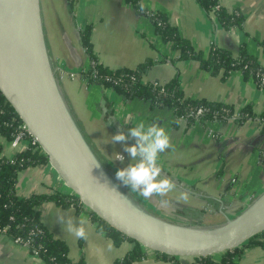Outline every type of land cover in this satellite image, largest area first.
Wrapping results in <instances>:
<instances>
[{
    "label": "crops",
    "instance_id": "crops-1",
    "mask_svg": "<svg viewBox=\"0 0 264 264\" xmlns=\"http://www.w3.org/2000/svg\"><path fill=\"white\" fill-rule=\"evenodd\" d=\"M145 10L162 12L194 49L207 55L215 45L237 55L241 47L264 64V0H218L228 11L239 10L241 27H225L212 11L198 0H139ZM45 36L56 66L69 70L89 69L93 57L82 42V31L89 27L93 56L111 69L135 68L151 60L142 74L145 82L165 83L178 77L187 98H203L229 104L235 114L250 105L257 117L239 122L175 119L172 110L152 106L140 98H125L112 87L75 77L61 79L65 97L87 138L104 162L116 173L130 163L123 145L111 143L112 135L140 122L165 127L172 147L159 154L162 176L176 187L167 204L153 196L145 200L132 193L155 214L180 224L215 225L225 214L235 217L264 191V134L258 118L264 112V88L251 75L230 71L226 78L201 66L195 58H180L171 42L156 32L151 19L138 12L129 0H41ZM129 144L135 143L129 139ZM29 146L25 140L19 149ZM34 147V146H33ZM37 148L36 146L34 147ZM18 149L0 134V156L11 157ZM121 154L124 160L116 159ZM127 187V186H126ZM129 190L130 188L127 187ZM65 182L49 162L19 171L16 193L68 192ZM41 221L49 231L64 240L71 264H114L134 247L124 240L116 245L85 207H64L54 201L39 206ZM87 218V239H77L64 230L59 217ZM146 257L132 264H172L145 249ZM192 264V257L178 258ZM238 264H264L261 246L242 245ZM0 264H47L27 247L0 232Z\"/></svg>",
    "mask_w": 264,
    "mask_h": 264
},
{
    "label": "water",
    "instance_id": "water-1",
    "mask_svg": "<svg viewBox=\"0 0 264 264\" xmlns=\"http://www.w3.org/2000/svg\"><path fill=\"white\" fill-rule=\"evenodd\" d=\"M41 0H0V91L83 206L127 238L176 258L213 257L264 232V191L215 225L180 224L149 210L93 147L61 86Z\"/></svg>",
    "mask_w": 264,
    "mask_h": 264
},
{
    "label": "trees",
    "instance_id": "trees-1",
    "mask_svg": "<svg viewBox=\"0 0 264 264\" xmlns=\"http://www.w3.org/2000/svg\"><path fill=\"white\" fill-rule=\"evenodd\" d=\"M134 7L148 16L153 22L156 32L163 40L171 42L172 47L179 52L180 58H195L201 66L214 74H221L226 78L230 71H239L243 75H251L257 84L261 85V76L264 75V64H261L256 57L248 54L241 47L237 55L229 50L213 46L210 52L205 55L197 51L191 43L183 38L167 16L162 12L145 10L139 0H129ZM207 11H212L216 19L225 27H241L243 15L239 10L228 11L221 6L218 0H198ZM91 30L86 27L82 31V42L87 52L93 57L92 65L87 70L89 81L96 82L103 86L112 87L116 92L125 98L137 97L148 101L152 106H163L175 115V119H184L188 124L195 121L206 123L209 120L226 121L234 118L244 122L257 117L250 105L244 106L235 114L233 106L210 101L203 98H187L180 87L178 77L172 80L160 82H145L142 74L152 63L147 60L135 68L111 69L99 64L93 56L91 43ZM201 109V114L197 111ZM262 126L261 133L264 134V112L258 116ZM23 122L0 91V134L12 140L18 131L19 125ZM31 139V136H28ZM264 157V152H262ZM49 162L47 155L37 144L35 149L31 144L25 149H18L11 157L0 156V232H4L13 240L21 237L23 242L28 241V249L35 253L47 264H71L68 256L69 248L67 243L56 238L41 221L39 206L46 201H54L64 207L75 206L78 209L84 208L77 196L69 192L35 193L30 196L21 197L16 193L17 175L20 170L31 165ZM91 217L97 223V229L110 237L116 245L127 238L119 231L109 226L105 221L91 213ZM249 246L258 245L264 249V232L253 237L247 243ZM241 247L229 250L216 256L193 258L192 264H238V257ZM157 258L170 260L172 264H181L178 258L162 253H156ZM146 257V251L137 242L122 258H117L114 264H132L134 261Z\"/></svg>",
    "mask_w": 264,
    "mask_h": 264
},
{
    "label": "clouds",
    "instance_id": "clouds-1",
    "mask_svg": "<svg viewBox=\"0 0 264 264\" xmlns=\"http://www.w3.org/2000/svg\"><path fill=\"white\" fill-rule=\"evenodd\" d=\"M129 139L135 143L129 144ZM111 143L123 145V152L130 157L126 167L117 169L116 179L145 200L155 196L160 198L161 204H167V197L176 185L171 179L162 176V169L158 166L159 154L172 147L166 128L158 123L140 122L129 128L127 133L118 131L112 135ZM116 159L123 161L124 157L118 154ZM59 222L65 231L77 239H87V218L83 215L78 220L73 217L65 219L61 215Z\"/></svg>",
    "mask_w": 264,
    "mask_h": 264
},
{
    "label": "built area",
    "instance_id": "built-area-1",
    "mask_svg": "<svg viewBox=\"0 0 264 264\" xmlns=\"http://www.w3.org/2000/svg\"><path fill=\"white\" fill-rule=\"evenodd\" d=\"M56 70H57V74H58V77L60 80L64 79V78L74 79L75 77H82L83 79L89 80L88 76H87V70L88 69L87 70L82 69V70L75 71V70H66V68L63 66H57ZM260 81H261V85H263L264 84V75L261 76ZM201 112H202V110L199 109L197 111V114H201ZM28 136H31V135L28 132L26 125L24 123H22L21 125H19L17 133L15 134L14 138L11 140L12 147L15 149H19L21 144L25 140L28 141L29 145L31 144L32 146L37 147L38 143H37L36 139L32 136H31L32 138L29 139ZM69 193H72V192H69ZM13 241L19 245H22V246L28 248V241L23 242L21 237H17Z\"/></svg>",
    "mask_w": 264,
    "mask_h": 264
},
{
    "label": "rangeland",
    "instance_id": "rangeland-1",
    "mask_svg": "<svg viewBox=\"0 0 264 264\" xmlns=\"http://www.w3.org/2000/svg\"><path fill=\"white\" fill-rule=\"evenodd\" d=\"M66 70H69L68 68H66ZM68 189V188H67ZM68 192H71L69 189L67 190ZM80 264H82V262L80 263Z\"/></svg>",
    "mask_w": 264,
    "mask_h": 264
}]
</instances>
